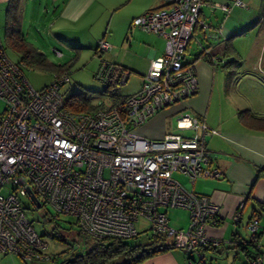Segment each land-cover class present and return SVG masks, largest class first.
Listing matches in <instances>:
<instances>
[{
    "label": "built area",
    "instance_id": "1",
    "mask_svg": "<svg viewBox=\"0 0 264 264\" xmlns=\"http://www.w3.org/2000/svg\"><path fill=\"white\" fill-rule=\"evenodd\" d=\"M166 1V7L150 9L133 20L142 30L165 38L164 55L151 59L137 92L94 112L67 107L61 87L70 81L69 71L55 74L51 85L37 90L22 71L23 64L13 62L0 44V100L5 103L0 111L1 253L15 254L27 263L54 262L48 242L37 233L20 201V196H29L27 187L56 215L74 217L81 234L100 239L135 237L142 217L151 223L153 233L174 237L180 232L161 209L183 208L190 213V226L183 233L188 264H208L203 247L222 243L208 233L210 225L220 222L219 205L174 178L179 172L194 184L198 178L219 176V169L207 166V138L220 132L190 112L179 114L177 126L193 130L191 135L169 133L149 139L134 129L196 94V65L186 63L184 55L196 26L208 28L200 19L201 8L211 5L230 12L246 7V2ZM111 48L106 40L98 43V51ZM129 74L121 65L102 60L96 78L103 87H114L126 83ZM9 181L14 189L4 196L1 190ZM240 216L241 211L235 212L234 221ZM259 227L257 217L248 223L252 241ZM257 247L262 253L250 264H264L259 242Z\"/></svg>",
    "mask_w": 264,
    "mask_h": 264
},
{
    "label": "crops",
    "instance_id": "2",
    "mask_svg": "<svg viewBox=\"0 0 264 264\" xmlns=\"http://www.w3.org/2000/svg\"><path fill=\"white\" fill-rule=\"evenodd\" d=\"M53 1L62 5L56 18V24L59 25L57 30L67 31L82 19L92 21L87 11L98 9L100 4L106 8L109 6L112 17L116 11L122 22L121 45L136 52L135 56L123 60L118 53L116 59L130 68L131 74L143 77L151 59L165 53V38L152 32L138 31L133 20L150 9L166 7V0ZM205 1L231 4L230 0ZM244 1L248 8L234 7L230 13L210 5L201 8L200 19L208 28L204 29L201 23L196 26L194 37L184 57L185 62H195L198 92L186 102L160 111L134 129L149 139H160L169 133H181L189 129L178 128L179 114L190 112L203 117L209 126L220 132L219 135L207 138V166L219 169L221 173L217 177L198 178L194 184L191 183L193 189L190 190L209 196L221 210L219 224L210 225L208 233L211 237L220 239L222 243L216 249L212 247L203 250L207 261H211L210 264L213 261L220 264H250L257 252L255 246L247 243L250 241L248 223L254 217L260 221L259 244L264 250V130L260 129V125H249L239 118V112L242 110H249L256 116L264 117V0ZM9 2L10 0H0V44L5 49ZM23 3L24 0H17L18 13L21 9L20 28L25 14ZM91 12L93 14V11ZM111 28L110 25L108 31ZM218 30L222 32L218 34ZM104 38L108 41L106 35ZM194 41L195 46L192 45ZM200 44L210 46L212 52L223 62L235 59L226 65L213 67L205 58L200 57ZM222 95L227 103L224 107L223 104L215 103V97L222 103ZM176 179L183 185L179 178ZM242 201L244 206L240 208ZM237 211H241V216L239 221L235 222L234 214ZM172 239L170 241L177 245L176 248L159 253L142 264H188L185 251L176 250H184L185 237L181 245L177 244V236ZM238 241L246 244H237Z\"/></svg>",
    "mask_w": 264,
    "mask_h": 264
},
{
    "label": "rangeland",
    "instance_id": "3",
    "mask_svg": "<svg viewBox=\"0 0 264 264\" xmlns=\"http://www.w3.org/2000/svg\"><path fill=\"white\" fill-rule=\"evenodd\" d=\"M215 2L210 1V3ZM23 5L25 14L22 19L23 21L21 20V28L18 29L22 31L26 43L22 42L15 45L5 41L6 53L9 58L13 62L19 63L23 57L21 49H25L30 45V47H33L46 57L47 63L51 67H68L70 81L61 87V92L68 102H72V99L75 98L86 101L87 104H101L103 108L110 106L109 96L104 94V84L96 78L102 60L111 63H121L116 59L118 53L121 54L122 60L136 55L134 49L131 51L128 47L123 48L121 45L123 39L122 22L119 19V15H116V11L112 17L113 13L111 9H108L109 6L106 8L105 5L100 4L98 9L87 11V15L88 17H92V21L82 19L77 24L70 26L69 30L65 31L63 29L57 30L59 25L56 24V18L62 8L61 3L54 2L53 0H24ZM56 10L58 11L56 12ZM20 11L21 9L19 10V15ZM91 11H93V14ZM19 21H17L18 23L15 26L19 25ZM110 25L112 28L108 31ZM137 29H139L138 31H144L138 26ZM105 35L108 42L112 45L111 50L105 52L99 50L96 52L95 50L99 41L101 39L106 40L104 38ZM111 38L115 39V41ZM194 43L195 41L192 45L195 46ZM56 50L62 52V56L57 55ZM21 68L30 84L37 90L51 85L55 80V73L49 67H33L23 63ZM141 82L142 77L133 73L129 76L126 83L108 89L120 95H129L140 89ZM216 102L217 105L223 104V107L227 104L223 95L222 103H219L217 97H215ZM213 107L211 108L212 110H214ZM4 109L5 103L0 100V111L2 112ZM173 123L176 125V120ZM181 133L191 135L194 131L189 129ZM174 176L179 178L187 189H193V185L187 176L179 172H175ZM13 189L14 183L9 181L2 188L1 193L7 196ZM19 198L27 218L37 233L48 242V253L55 256L54 262L47 261L43 262L44 264L65 262L72 255L87 252L94 245L95 239L82 236L78 233V229L74 224L75 219L72 216L60 214V216L56 217L55 211L49 205L42 203V206L37 208L29 196H20ZM161 211L167 215L171 227L180 231L177 235V244H183L185 237L183 236V232H186L190 226L189 211L183 208H162ZM136 225L139 233H152V225L147 219L139 218ZM176 250H179V252L185 251L181 248H177ZM184 253L189 257L186 251ZM207 262L210 264L211 261L208 260ZM213 263L220 264L217 261H213ZM0 264L26 263L20 256L0 252Z\"/></svg>",
    "mask_w": 264,
    "mask_h": 264
},
{
    "label": "trees",
    "instance_id": "4",
    "mask_svg": "<svg viewBox=\"0 0 264 264\" xmlns=\"http://www.w3.org/2000/svg\"><path fill=\"white\" fill-rule=\"evenodd\" d=\"M238 8H248V5L246 3V7H238ZM230 12H226V13H230ZM19 16L20 15L18 14V11H17V0H10L9 9H8V30L6 33V42L12 43L15 45H18L19 43H22V42L26 43L23 37L22 31L18 29L20 28L19 25L15 26V24L18 23L17 21L19 20ZM263 25H264V16H263ZM199 46H200V57L205 58L213 67L218 66V65H226L227 62L229 63L233 59H235V58L233 59L231 58L230 60L227 59L226 61L223 62L221 58L217 57L212 52V49L210 46H207L204 44H200ZM202 46L208 49L209 51L206 52V50L203 49ZM21 51L23 53V57L19 63H22V64L25 63L33 67H49L53 70L55 74H59V75L65 73L66 71H69L67 66L51 67L47 63L46 57L41 52L37 51L33 47H30V45H28L25 49H21ZM96 51L98 52V45L96 47ZM190 63L195 64V62H190ZM116 64L121 65L124 70H128L130 73L129 76L131 75L132 70L130 68L120 63H116ZM108 88L110 87L109 86L104 87V94L109 96V99L111 101V105L107 106V108L120 104L121 102L125 101V99L129 96V95L122 96L120 94L113 92L112 90H109ZM66 105L69 109L75 112H94L100 108H103L101 104H98V105H95L92 103L87 104L86 101L75 99V98L72 99V102L70 101L68 102V100H66ZM201 118L205 121L203 117ZM239 118L246 124L260 125V129L264 130V117L263 116H256L252 114L251 111L249 110H242L239 112ZM58 216L60 215H56V217ZM74 224L76 228L78 229V233L80 235L88 236V237L95 239L94 240L95 243L87 252L83 254L72 255L71 258H69L67 261L61 262L64 264H142L144 263V261L148 260L149 258H152L153 256L159 253L167 252L177 247L175 243H172L170 241L172 237L164 233H153L152 232L151 234H148V233L141 234L138 232V234L135 237H130V238L106 237V238L100 239V238L89 236L88 234H81L80 227L77 224L76 219H75ZM257 242H260V233H257L255 241H252V239L250 238V241L247 242L256 247L257 249L256 255H258L259 253H262L261 249H258L257 247ZM237 244L244 245L246 243L242 241H238ZM207 248H212V246L208 245V246L203 247L204 250ZM213 248L216 249L217 247H213ZM52 257H53V260L55 261V256L52 255ZM24 262L26 264H31V263H27L26 261ZM40 263H43V262H40Z\"/></svg>",
    "mask_w": 264,
    "mask_h": 264
},
{
    "label": "water",
    "instance_id": "5",
    "mask_svg": "<svg viewBox=\"0 0 264 264\" xmlns=\"http://www.w3.org/2000/svg\"><path fill=\"white\" fill-rule=\"evenodd\" d=\"M27 192H28V195L31 199V201L33 202V204L39 208L42 206V203L41 201L38 199L37 195L34 193V191L32 190L31 187H27Z\"/></svg>",
    "mask_w": 264,
    "mask_h": 264
}]
</instances>
